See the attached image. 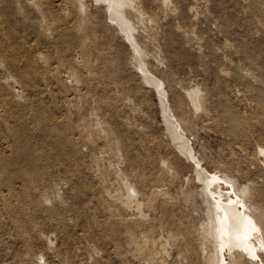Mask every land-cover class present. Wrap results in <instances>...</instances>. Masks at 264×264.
<instances>
[{
    "label": "rangeland",
    "instance_id": "374dc122",
    "mask_svg": "<svg viewBox=\"0 0 264 264\" xmlns=\"http://www.w3.org/2000/svg\"><path fill=\"white\" fill-rule=\"evenodd\" d=\"M60 1L44 6L45 17L39 0H0V264H145L121 227L123 217L136 212L116 198L126 192L121 177L140 190L144 210L162 219L164 228L174 217L179 223L188 219L197 236L204 220L211 228L212 217L184 199L182 188L196 184L201 190L205 184L195 178L194 160L172 147L161 122V94L141 79L138 49L121 48L129 38L164 79L167 91L161 92L203 170H218L238 186L251 183L248 203L264 209V154L258 151L264 118L256 103L264 105V0H135L143 15H129L133 30L97 0H86L82 13L68 8L67 0L58 6ZM193 87L201 90L207 110L186 93ZM227 109L254 121L242 139L231 140L217 127ZM253 152L258 156L251 160ZM162 162L181 170L179 181L168 185L174 198L160 196L167 184L158 186L159 195L138 178L150 180ZM220 182L234 194L230 182ZM163 227L159 234L153 227L149 232L161 237L166 261L206 264L200 243L194 240L185 253L188 248ZM237 252L233 247L230 256Z\"/></svg>",
    "mask_w": 264,
    "mask_h": 264
},
{
    "label": "bare ground",
    "instance_id": "6f19581e",
    "mask_svg": "<svg viewBox=\"0 0 264 264\" xmlns=\"http://www.w3.org/2000/svg\"><path fill=\"white\" fill-rule=\"evenodd\" d=\"M49 1L50 0H39L40 4L38 3V5H41L40 9H42L41 14H43V16L46 15L45 12H48V8H46V7L44 8V6H46V4L49 3ZM65 1H60L58 3V6L62 5V2H65ZM97 1L99 3L101 2L102 4L104 3L106 9L111 11L112 18L114 20H116L117 23L119 22L120 24L124 25L127 30L128 29L133 30L134 28H136L135 24L131 23V21L129 19V15H143L142 4L138 1H135V0H97ZM66 2L68 5H69V3H71L68 8L71 7V8L76 9V7H77L78 11L81 13L83 10L85 12L87 10L86 6L88 4H86L87 3L86 0H67ZM249 3L254 4V1L251 2L249 0ZM262 7H264V6H262ZM259 9H258V11H259ZM190 10L192 11L191 8H190ZM40 11L41 10H39V12ZM74 11H77V10H74ZM85 12H83V14ZM88 12H89V10H88ZM194 12H195V10H194ZM261 12H263V9H261ZM85 14H87V13H85ZM263 14H262V16H263ZM66 16H67V14L65 15L64 18H66ZM87 16H89V15L87 14ZM93 16H94V14H93ZM45 17H47V16H45ZM79 17H80V15H79ZM139 17H141V16H139ZM69 18H70V16H69ZM80 18H82V17H80ZM87 18L90 19L92 17H90V18L87 17ZM66 20H67V18H66ZM48 23L53 26V22L52 23L48 22ZM65 23L68 24L67 22H65ZM57 25H58V23H57ZM77 28H78V26H77ZM80 29H81V27H80ZM91 29H92V27H91ZM93 30H95V28ZM87 31H89V30H87ZM83 32H81V33L83 34ZM87 33L88 32H86V34ZM81 38L83 39L84 37H81ZM83 41H85V40H83ZM122 43H123V45L121 48H122V50L124 49L123 50L124 52H126V50H128L130 48H134V49L137 48L138 49L140 56L135 55V58L137 60L138 68L140 70H142V72H143V74L141 73V79L146 80L148 83L150 82L151 84H153L159 90V92L161 94V96H160V98L162 99L161 100L162 101L161 113H163L161 122H162L163 127H165V130H166L165 133H167V135H168L167 137L170 138V140L173 144L172 147H174V149L179 154H182V155L194 160L195 165H196L195 178H198V181H202L203 184H205V186L201 190L197 189L196 184H195V186H192V185L189 186L187 189L182 188L183 190L181 189V192L183 191L184 199H186L188 201V203L190 205H192L193 209L194 208L196 209L197 207H198V209L201 208V210L203 209V211H205L204 212L205 214L209 215V218H210V216L212 217V218H210V222L212 224L211 228L210 229L208 228V221L204 220L202 222V226H200V228H202V230L200 231V233H198V236L194 232H193V234H191L192 229H196V228H193L194 225L192 226V224H190V223L189 224L191 225V227L189 225H186V222L189 221L188 219L185 222H181L184 224L183 225V224L179 223L180 221H178L174 217L172 220V225L168 226L167 228H164L163 227L164 222L162 219H156V217H151L144 210V208H143L144 202L140 201L137 198V196L140 193V190L136 189L134 186L130 185L127 180H125L123 177H121L119 175L120 173L118 172L116 176H118V178H119V176L121 177V181H120V178H119V181L121 183L125 184L126 192H124V195L122 198H119V195L115 194L116 198L121 199V201L125 203L127 208L132 209V211L133 210L136 211L135 215H127L125 213L127 216L123 217V220L121 221V224L123 225V226L121 225V227L122 228L124 227L123 232H124V235L126 234V237H127L126 242L128 244H130L134 250L137 249V252H134L135 256H138L139 259L142 258L141 260H143L145 264H171L169 261H166V259L164 258L165 249L162 248L163 244L161 241V237L160 236L156 237L155 232H153V233L149 232L150 228L153 227L156 229V232L159 234L158 228L163 227L164 230L168 231V233H170L172 235L173 239L176 240V242L184 244L188 248L186 251H184L185 253L189 252L191 246L193 245L194 240H196L194 242L200 243V245L202 247V254H203V257L205 258L206 264H248V262H250L252 264H255V263L264 264L263 255H261L264 252V209L258 205H253L251 207V205L248 203L250 197L254 194V193L251 194L250 190H249L251 183H246V184H243L241 186H238L237 184H235V182L233 180L227 179L225 174L224 175L220 174L218 170H216V171L203 170V165L201 163V160L198 156L195 155L193 143H192L191 139L187 136V131L182 126L181 120L178 118L177 114L174 112V110L171 106V103H170V99L168 98V94L166 93L163 95L161 92L163 89H165V91H167L166 84H164L165 83L164 79L157 76L155 74V72H153V70L150 68V66H148V64H147L148 61H147V59H145V55L141 53V50L139 47L140 45L138 44L137 41H135L134 39L131 40L129 38V41L122 40ZM81 44L83 45V43H81ZM199 47H202V46H198V48ZM86 48H87V46H86ZM86 48H84L83 51H85ZM88 50H89V48H88ZM199 52H201V51H199ZM88 53H90V52H88ZM81 54L84 55L85 53L82 52ZM83 55H81V56L83 57ZM79 56H80V54H79ZM81 56H80V58H81ZM76 60H77V58H76ZM15 64L18 65L20 63L17 60V63L15 62ZM259 68H257V69H259V71H262V72L264 71L263 67L260 66ZM261 68H263V69L261 70ZM72 70L73 69L71 68V70H70L71 73H73V71H74V70L73 71ZM259 71H257V72H259ZM257 72H256V76H258ZM73 74H75V76L77 77V80H78V78L81 79L79 74H78V76H77V73H75V72ZM223 74H225V73H223ZM246 74H248V73H246ZM249 74L251 75L252 73H249ZM262 74H263L262 77H264V72ZM90 75H91V73H90ZM244 75H245V73H244ZM247 76H249V75H247ZM88 78L90 79V77H88ZM245 79L247 80V78H244V80ZM7 81H9V80H6L5 82H7ZM78 81H76V83H78ZM260 81H261V79H260ZM260 83L262 84V82H260ZM12 84L14 85L15 82H13ZM77 85L79 86L80 84H76V86ZM254 89H256V88L253 87V90ZM186 93L189 95V97L194 102L195 107L204 109L205 101L203 100V97H201V90L198 87H193L191 89H188V91H186ZM15 95L16 94H13V96H15ZM15 97H17V96H15ZM2 99H3V101H5L7 103H11V101H12V99H10V96H4ZM256 103L258 105L257 108L259 109V111L263 112L262 117L264 118V105L260 101H257ZM208 105H207V107H208ZM212 106H213V104H212ZM207 107L204 109V111L208 109ZM232 109L226 110L227 112H225V113L228 117L226 116L227 118L224 120L222 119L223 121H220L219 126H217V125L216 126L217 127L221 126L222 131L224 130L226 133H228L229 139L237 141L239 139H242L243 136H245V134L252 128V126L254 125L253 124L254 121H253V123H248V121H245V117H243L244 119H241V115H239L238 111H235V109L234 110H232ZM206 113H208V111H206ZM215 113H216V111H215ZM211 116H213V115H211ZM229 119H233L234 121L233 120L229 121ZM258 151H261L264 154V147L260 146L258 148ZM257 156H258V154L256 152H253L252 156H251V160L256 159ZM159 171H161V172L157 175L153 174V176L150 180H144L143 175H140V177H138L139 180L141 181V183H143L144 185L154 186V192H156L157 194L160 193L159 187L163 186V184L164 185L167 184L166 185V187H167L168 185H170L171 182L173 183L174 178L175 179L177 178V182H178L179 181L178 178H180L182 176V175H179L181 170L178 171L176 169H173L171 166L166 165V163H164V162H162V164L160 165ZM164 172L168 174L167 176L165 175L166 177L163 174ZM170 175L173 177H170ZM29 178H32V177H29ZM187 179H189V178H187ZM116 180H117V177H116ZM221 180L228 181L233 185L234 194L224 190L225 186L222 182H220ZM189 181L187 180V184L189 183ZM173 184H171V185H173ZM169 187L170 186H168L165 189V191L163 190V192L160 190L161 195L160 194L159 195L162 196V194H163L165 196L167 194L168 196H170L169 198H172V197L174 198L175 195L174 196L169 195V193L172 191V190L170 191L171 187L170 188ZM219 188H221L220 191H219ZM226 189H230V186H227ZM175 192L176 191H174V193ZM111 194H112V196L114 195V193H111ZM170 194H172V193H170ZM115 195H114V197H115ZM167 195L165 198H167ZM197 196H199L201 201H199V199H197ZM177 199L178 198H176L175 200H177ZM164 200H165L164 201V203H165L166 199H164ZM1 201H2V199H1ZM167 203H168V201H167ZM169 203H171V201H169ZM4 207H5V205H4ZM126 210L129 212L128 209H126ZM198 217L200 218L201 216H198ZM190 218H192V220H193V217H190ZM116 226H117V224H116ZM121 231H122V229H121ZM195 232H197V231H195ZM194 234H196V236H197V237L195 236L196 239L194 238ZM177 240H179V241H177ZM127 243H126V245H127ZM212 243H213V249L211 250V252H209V250L211 249L210 245ZM123 245H124V243H123ZM131 246H129V248ZM233 247H237L239 249V252H237V256H230V251ZM228 252H229V255H228ZM40 255L42 257V254H40Z\"/></svg>",
    "mask_w": 264,
    "mask_h": 264
}]
</instances>
